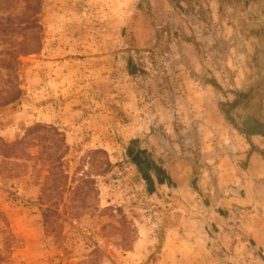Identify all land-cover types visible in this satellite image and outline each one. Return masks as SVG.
I'll use <instances>...</instances> for the list:
<instances>
[{
    "label": "rangeland",
    "instance_id": "374dc122",
    "mask_svg": "<svg viewBox=\"0 0 264 264\" xmlns=\"http://www.w3.org/2000/svg\"><path fill=\"white\" fill-rule=\"evenodd\" d=\"M0 1L15 24L35 7ZM219 2L39 0L0 105V264H264V217L216 188L219 153L264 151L243 137L264 130V7Z\"/></svg>",
    "mask_w": 264,
    "mask_h": 264
},
{
    "label": "crops",
    "instance_id": "0c3cea01",
    "mask_svg": "<svg viewBox=\"0 0 264 264\" xmlns=\"http://www.w3.org/2000/svg\"><path fill=\"white\" fill-rule=\"evenodd\" d=\"M198 1L202 2L203 5L206 2L212 11H215L216 8L218 9L220 6V0ZM254 4L259 8L262 6L264 7V0H255ZM262 26L263 27H260L261 33H257L260 37H262V41L264 43V25ZM215 134H217V137H219L220 139L224 138V136H222V134H219L218 131H216ZM243 137L245 139L251 138V140H254V138H260L264 140V135L259 134L250 136L244 135ZM214 150L218 151L216 147H214L213 151ZM202 152H204V150ZM219 156L220 160L216 165V170L218 173L216 188L224 196H226L220 199L222 204L224 206L233 207V209H237L239 211L245 209L247 211V214L250 215L249 217L251 219L252 217L256 216V213H260L264 217V159L261 157L259 152H251L248 155L246 160V168L242 171L238 166L232 164L231 159L234 156H225L220 153ZM208 158L209 157H207L206 160L207 164H209L210 162ZM239 170L241 171V173L239 172ZM229 183L232 185V187L230 188L226 186ZM261 194L263 195V197H260Z\"/></svg>",
    "mask_w": 264,
    "mask_h": 264
},
{
    "label": "trees",
    "instance_id": "16d2710c",
    "mask_svg": "<svg viewBox=\"0 0 264 264\" xmlns=\"http://www.w3.org/2000/svg\"><path fill=\"white\" fill-rule=\"evenodd\" d=\"M33 1V6L35 7L32 8L31 13L29 15L23 14L22 18L24 19L19 20L17 24L13 22L10 16H0V44L4 45L0 49V68L4 71V74L0 78L4 82V87L0 88V105H8L20 98L22 92L19 89L17 81L21 65L20 57L31 54L38 48V45L30 43L27 35V31H40L41 29L38 21L35 19V16L39 13V0ZM1 4L0 1V6ZM30 7L31 5L27 6V9H31ZM18 37H21L20 41H18ZM7 85L8 87H5ZM250 122L255 128L261 126L253 119H250ZM248 133L250 135H264V130H250ZM18 145L19 142L13 145H5V148L13 151ZM259 154L264 159V151H259Z\"/></svg>",
    "mask_w": 264,
    "mask_h": 264
}]
</instances>
